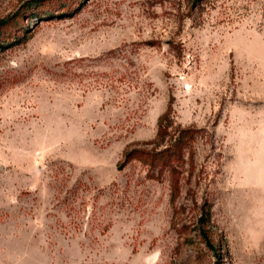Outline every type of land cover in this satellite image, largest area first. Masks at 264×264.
Segmentation results:
<instances>
[{
	"label": "rangeland",
	"instance_id": "obj_1",
	"mask_svg": "<svg viewBox=\"0 0 264 264\" xmlns=\"http://www.w3.org/2000/svg\"><path fill=\"white\" fill-rule=\"evenodd\" d=\"M5 17L0 264H264V0H0ZM168 101L182 157L118 169Z\"/></svg>",
	"mask_w": 264,
	"mask_h": 264
},
{
	"label": "trees",
	"instance_id": "obj_2",
	"mask_svg": "<svg viewBox=\"0 0 264 264\" xmlns=\"http://www.w3.org/2000/svg\"><path fill=\"white\" fill-rule=\"evenodd\" d=\"M34 4L40 0H30ZM66 12H60L56 15L51 14L48 17H64ZM8 17L0 18V28L7 24ZM171 116V104L168 101L165 110L158 116L156 121V132L153 139L149 142L152 147L150 152L142 149L125 150L123 152V162L117 164V168L120 169L129 159L136 158L143 164L153 167L156 164H160L161 167L172 170L175 163L182 157L184 148L187 141L191 139L188 129L174 128L168 130L167 127L172 123ZM177 182L172 181L170 188L171 192L175 191ZM203 238L206 246L212 251L214 256H219L217 248H215L203 234ZM214 264H217L216 262Z\"/></svg>",
	"mask_w": 264,
	"mask_h": 264
}]
</instances>
